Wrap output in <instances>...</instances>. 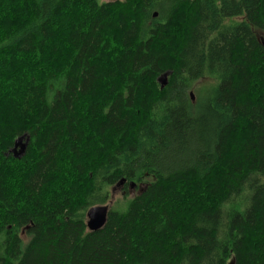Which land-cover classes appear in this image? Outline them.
<instances>
[{
    "label": "trees",
    "instance_id": "16d2710c",
    "mask_svg": "<svg viewBox=\"0 0 264 264\" xmlns=\"http://www.w3.org/2000/svg\"><path fill=\"white\" fill-rule=\"evenodd\" d=\"M231 258L264 264V0H0V264Z\"/></svg>",
    "mask_w": 264,
    "mask_h": 264
},
{
    "label": "water",
    "instance_id": "95a60500",
    "mask_svg": "<svg viewBox=\"0 0 264 264\" xmlns=\"http://www.w3.org/2000/svg\"><path fill=\"white\" fill-rule=\"evenodd\" d=\"M165 75L166 74H164V76L162 75L159 78V81H161V83H162V87L167 82V76H165ZM190 95H191L192 99L194 100V92L191 91ZM24 138H25V135L20 136L14 144V146L16 147L17 145L22 143V149L20 151V154H22L26 149V144H27L28 138L26 141H23ZM133 186H134V184L131 185V187H133ZM109 205L110 204L94 205L88 210L86 219H87V226H88L89 230H92L94 232V230H98L104 226V224L106 223V220H107L106 217L108 215V211L110 208ZM230 264H235V263L232 260L230 262Z\"/></svg>",
    "mask_w": 264,
    "mask_h": 264
},
{
    "label": "rangeland",
    "instance_id": "374dc122",
    "mask_svg": "<svg viewBox=\"0 0 264 264\" xmlns=\"http://www.w3.org/2000/svg\"><path fill=\"white\" fill-rule=\"evenodd\" d=\"M101 1H110V0H101ZM123 1V0H122ZM161 84V81L159 82ZM210 83V80L208 79V83L206 85H208ZM205 85L204 83H202L201 81L197 83V86L199 85ZM196 86V87H197ZM16 151L19 153L21 151V146H17L16 147ZM142 187L140 186H133V187H130L128 188L127 190V193L125 192V189L121 186V185H116L112 188V204L110 205L111 207H113L116 203V201H120L121 203H124V197L127 196V197H131V196H134L135 194L138 193V191H140ZM109 203V202H107ZM234 261L233 258L230 259V262L231 261ZM229 262V263H230ZM235 263V262H234Z\"/></svg>",
    "mask_w": 264,
    "mask_h": 264
},
{
    "label": "bare ground",
    "instance_id": "6f19581e",
    "mask_svg": "<svg viewBox=\"0 0 264 264\" xmlns=\"http://www.w3.org/2000/svg\"><path fill=\"white\" fill-rule=\"evenodd\" d=\"M111 1H115V0H111ZM154 16H157V13H156V12H154ZM166 75H167V74H166ZM166 75H165V76H166ZM161 84H162V83H161ZM192 92H194V91H192ZM190 93H191V91H190ZM191 98H192V97H191ZM195 99H196V95L194 94V100H195ZM22 136H23V135H22ZM18 138H19V137H18ZM18 138H17V139H18ZM25 138H26V137H25ZM25 138L23 139V141H25ZM17 139H16V140H17ZM16 140H15V142H16ZM15 142H14V144H15ZM13 146H14V145H13ZM17 146H21V149H22V143L19 144V145H17ZM17 146H16V147H17ZM16 147H15V146L13 147V151L15 152V154H17V155H21L20 152L18 153V152L16 151ZM134 186H135V185H134ZM111 203H112V201H109V203H106V204H110V205H111ZM110 205H109V206H110ZM110 207H111V206H110ZM109 210H110V208H109ZM108 212H109V211H108Z\"/></svg>",
    "mask_w": 264,
    "mask_h": 264
}]
</instances>
